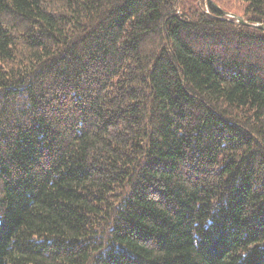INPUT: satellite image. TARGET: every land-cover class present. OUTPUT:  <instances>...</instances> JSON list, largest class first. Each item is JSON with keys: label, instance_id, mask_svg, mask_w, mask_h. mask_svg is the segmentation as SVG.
Returning <instances> with one entry per match:
<instances>
[{"label": "trees", "instance_id": "obj_1", "mask_svg": "<svg viewBox=\"0 0 264 264\" xmlns=\"http://www.w3.org/2000/svg\"><path fill=\"white\" fill-rule=\"evenodd\" d=\"M223 11L264 24L0 0V264H264V31Z\"/></svg>", "mask_w": 264, "mask_h": 264}, {"label": "water", "instance_id": "obj_2", "mask_svg": "<svg viewBox=\"0 0 264 264\" xmlns=\"http://www.w3.org/2000/svg\"><path fill=\"white\" fill-rule=\"evenodd\" d=\"M208 1V0H207ZM220 11H222L220 8H218ZM207 14L209 15V13L207 12ZM224 16L226 17L227 20H235V23L241 26H247V27H252V28H256L258 30H262L264 31V24H258V25H251L248 22H246L244 20L243 17L241 16H237L235 14H231V13H227L225 11H223Z\"/></svg>", "mask_w": 264, "mask_h": 264}, {"label": "rangeland", "instance_id": "obj_3", "mask_svg": "<svg viewBox=\"0 0 264 264\" xmlns=\"http://www.w3.org/2000/svg\"><path fill=\"white\" fill-rule=\"evenodd\" d=\"M238 16V15H237Z\"/></svg>", "mask_w": 264, "mask_h": 264}]
</instances>
